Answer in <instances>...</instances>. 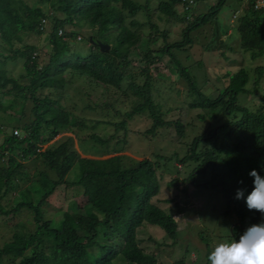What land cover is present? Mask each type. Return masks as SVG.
Instances as JSON below:
<instances>
[{
	"label": "trees",
	"instance_id": "1",
	"mask_svg": "<svg viewBox=\"0 0 264 264\" xmlns=\"http://www.w3.org/2000/svg\"><path fill=\"white\" fill-rule=\"evenodd\" d=\"M182 1L185 7L180 22L187 18L193 2L204 0L159 1L156 12L168 19L175 18L173 5ZM150 3L151 0H0V111L12 110L19 120L9 134H3L0 125V201L9 191L18 195L10 209L0 205V215L14 216L24 210L32 214L34 225L33 232L14 234L0 246V264H116L117 257L123 264H156L139 247L136 232L143 225L155 226L168 239L176 238L177 225L172 216L150 201L159 193L156 168L161 161L176 160L186 167L192 164L182 181L221 194L227 213L235 219L230 232L232 239L238 241L248 227L264 222V215L250 211L246 205L254 186L249 173L256 170L264 176V96L261 107L254 112L237 103L241 95L249 92L246 89L249 83L251 92L256 91L264 76L263 67H254L252 78L245 67H240L225 75L226 85L218 95L204 96L174 52L187 51L192 43L189 38L192 31L207 24L215 27L226 0H217L185 22L179 42L155 49L151 46L156 43V34L142 40L136 29L141 25L136 15L143 12L148 17L152 11ZM127 18L131 28L125 23ZM235 21L241 52L247 53L249 61L264 59V8L256 7L254 0H247L243 13ZM46 24L49 29L45 33ZM148 25L164 42L165 32H158L151 22ZM86 26L92 32L80 43L89 47L82 54L72 44L77 35L72 29L79 31ZM41 36H45L48 50L43 64L38 62L35 45L27 42L30 37ZM137 48L144 52L141 60L147 65L142 70L145 78L141 86L133 83L128 86L137 103L125 115L130 118L146 112L151 121L147 134L152 136L156 130L172 127L177 139L184 138L185 126L178 120L163 119L159 104L151 100L148 66L164 57L171 63L170 74L177 77L175 83L184 84L186 96L191 98L187 107L205 112L197 115L199 121L213 122L220 117H231V121L194 137L181 157L176 153L168 157L155 155L154 161H132L117 155L87 159L72 149L69 138L53 141L58 135L81 127L73 113L57 102L65 86L81 79L117 87L124 74L123 67L128 64L127 55ZM18 61L24 73L20 76L24 79L22 83L10 77L6 68ZM27 102L29 116L23 111ZM123 125L120 122L114 129H123ZM90 138L101 147L106 144L96 135ZM201 144L209 147L199 149ZM125 159L130 163L124 164ZM24 160L41 165V170L31 179L21 163ZM73 167L77 175L68 181L66 175ZM25 181L28 184L20 188ZM176 182L173 179L169 184ZM61 185L79 188L86 200L84 216L76 213L75 204H71L72 216L63 212L57 221L43 218L41 206ZM237 189L244 190V198H235ZM170 264H184V261L181 258Z\"/></svg>",
	"mask_w": 264,
	"mask_h": 264
},
{
	"label": "rangeland",
	"instance_id": "2",
	"mask_svg": "<svg viewBox=\"0 0 264 264\" xmlns=\"http://www.w3.org/2000/svg\"><path fill=\"white\" fill-rule=\"evenodd\" d=\"M159 1L167 0H151V6H149L152 11L148 17L143 12L135 17L141 24L136 28L140 39L145 40L146 36L156 34V43L151 46V49L179 42L182 29L186 25L185 22H190L193 17L204 12L205 9L207 10L217 0L193 2L184 22L179 20L184 17L182 11L185 3L183 1L173 5L176 17L171 19L156 12V4ZM246 2L247 0H226L216 17L215 27L212 24H207L192 31L189 34L192 43L187 51L174 52L180 65L186 67L189 74L193 76L197 89L208 98H214L219 91L223 90L227 81L226 74L245 67L252 78L254 67L260 66L264 69V59L249 61L247 53L245 54L239 49L238 37L234 30L235 18L243 13ZM254 2L256 7L264 8V0H254ZM42 9L45 10L44 7ZM148 22L154 24L158 32H165L164 42L159 34L149 28ZM125 23L128 25V18ZM48 29L49 24H46L44 32H48ZM72 30L77 32L72 43L73 46H78L77 50L82 54L86 53L89 47L87 44L80 43L84 37L91 34L92 30L88 26L79 31L75 28ZM77 36L81 38L80 41ZM219 40L224 41V44L219 43ZM27 42L35 45L38 62L45 63L48 51L45 36L30 37ZM148 45H150L149 42ZM227 47L232 51L229 52ZM143 54V49L137 48L127 55L128 64L123 67L124 74L117 87L87 82L80 78H77L80 80H76V82L67 84L57 102L63 109L73 113L81 127L74 128L71 133L60 134L53 141L69 138L72 149L79 156L87 159H105L117 155L125 156L132 161L143 159L154 161L155 155L168 157L172 153H176L181 157L194 137L206 134L224 121H231V117H220L213 122L199 121L197 115H204L205 112L198 109L190 110L187 107L191 98L186 96L184 84L179 83L180 81L175 83L177 77L170 74L171 63L168 58L164 57L161 61L148 66L149 80L151 78L149 82L151 100L159 104L160 111L164 113L163 119L178 120L185 126L184 138L177 139L172 127L156 130L152 136L147 134L146 130L150 127L151 121L146 112L134 114L130 118L125 115L137 103V99L132 96L128 86L132 83L141 86L144 82L145 77L142 70L147 65L141 60ZM115 62L118 63V60ZM6 68L10 77L20 83L24 81L20 77L24 75L20 61L8 64ZM169 86L171 87L168 91ZM246 89L249 92L246 95H241L237 103L254 112L262 105L264 76L260 79L254 93L251 92L250 83ZM173 90H176L177 93L172 92ZM15 104L16 102H14ZM29 106L30 104L27 102L23 108L26 115ZM18 121V115L14 114L12 110L7 113L0 111V125L4 129L3 134L11 133ZM120 122H124L123 129H114V125H118ZM91 135H96L106 144L101 147L90 138ZM1 140L2 134H0V143ZM208 147V144L199 145V149ZM21 163L30 179L38 169L41 170V165L38 162L24 160ZM123 163L130 162L125 159ZM162 163L161 161V164H158L156 168L159 193L150 201L172 216L177 225V235L174 240L168 239L158 227L143 225L136 232L139 247L145 254L152 256L156 264H170L181 258L184 264H210L207 257L215 246L221 241L232 240L230 232L235 224V219L230 213H227L225 201L217 190L194 188L182 181L191 170L192 164L186 167L176 160ZM76 175L77 169L73 167L65 179L71 181ZM173 179H176L177 182L169 184ZM27 184L28 182H23L20 184V188ZM16 200H18V195L9 191L0 201V205L5 210L10 209ZM85 203L86 200L80 195L79 188L61 185L41 206V212L44 219L57 221L60 218V213H69L72 211L69 206L75 204V212L84 216L85 207L83 208V206ZM72 214L74 213H69L71 216ZM33 230L34 225L30 212L20 210L14 216L0 215V246L9 242L14 234H27ZM114 263L123 264L120 257H117Z\"/></svg>",
	"mask_w": 264,
	"mask_h": 264
},
{
	"label": "clouds",
	"instance_id": "3",
	"mask_svg": "<svg viewBox=\"0 0 264 264\" xmlns=\"http://www.w3.org/2000/svg\"><path fill=\"white\" fill-rule=\"evenodd\" d=\"M249 175L253 178L254 186L246 198L247 208L264 215V176L256 170H252ZM235 198H244V190L237 189ZM207 259L210 264H264V222L248 227L238 241L219 242Z\"/></svg>",
	"mask_w": 264,
	"mask_h": 264
},
{
	"label": "water",
	"instance_id": "4",
	"mask_svg": "<svg viewBox=\"0 0 264 264\" xmlns=\"http://www.w3.org/2000/svg\"><path fill=\"white\" fill-rule=\"evenodd\" d=\"M101 46V48H105L103 45H100Z\"/></svg>",
	"mask_w": 264,
	"mask_h": 264
}]
</instances>
